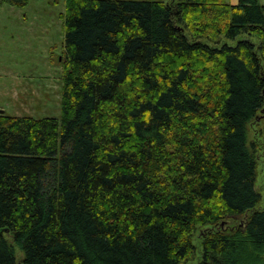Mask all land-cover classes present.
<instances>
[{
	"label": "trees",
	"instance_id": "1",
	"mask_svg": "<svg viewBox=\"0 0 264 264\" xmlns=\"http://www.w3.org/2000/svg\"><path fill=\"white\" fill-rule=\"evenodd\" d=\"M64 4L60 119L0 113V264H183L199 228L195 264H264V4Z\"/></svg>",
	"mask_w": 264,
	"mask_h": 264
},
{
	"label": "rangeland",
	"instance_id": "2",
	"mask_svg": "<svg viewBox=\"0 0 264 264\" xmlns=\"http://www.w3.org/2000/svg\"><path fill=\"white\" fill-rule=\"evenodd\" d=\"M64 1L29 0L24 7L8 3L0 5V111L8 115L60 119L62 66L59 58L63 51L64 32L59 13L64 11ZM236 40L222 38L221 42L233 44ZM259 115L264 128V111ZM260 124L253 122L248 126V139L257 143L255 187L261 193L257 207L262 209L264 129H259L262 128ZM231 223L237 224L235 221ZM201 232L199 228L192 238L196 246L194 257L183 264L199 262ZM20 256L21 252L17 250V257Z\"/></svg>",
	"mask_w": 264,
	"mask_h": 264
},
{
	"label": "crops",
	"instance_id": "3",
	"mask_svg": "<svg viewBox=\"0 0 264 264\" xmlns=\"http://www.w3.org/2000/svg\"><path fill=\"white\" fill-rule=\"evenodd\" d=\"M230 3H236L237 0H228ZM260 3L264 4V2H262V0H258ZM264 1V0H263Z\"/></svg>",
	"mask_w": 264,
	"mask_h": 264
},
{
	"label": "water",
	"instance_id": "4",
	"mask_svg": "<svg viewBox=\"0 0 264 264\" xmlns=\"http://www.w3.org/2000/svg\"><path fill=\"white\" fill-rule=\"evenodd\" d=\"M2 112V110L0 111V113Z\"/></svg>",
	"mask_w": 264,
	"mask_h": 264
}]
</instances>
